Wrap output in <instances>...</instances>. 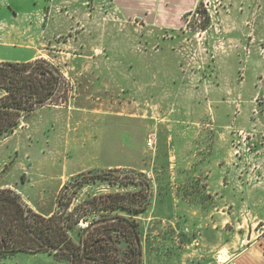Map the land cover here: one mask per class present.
I'll list each match as a JSON object with an SVG mask.
<instances>
[{
  "label": "rangeland",
  "instance_id": "374dc122",
  "mask_svg": "<svg viewBox=\"0 0 264 264\" xmlns=\"http://www.w3.org/2000/svg\"><path fill=\"white\" fill-rule=\"evenodd\" d=\"M9 2L16 16L6 7ZM102 4L106 5L104 0ZM0 5V20H10L18 27L28 17L39 21L44 14L47 18L51 9L71 15L78 6L85 9L87 20L95 17L94 0H0ZM228 8L225 0H202L195 14L186 18L188 23L182 32L187 34L186 42L191 48L187 59L182 60V75L175 84L169 80L162 84L164 93L143 97L141 92H135V105H139L129 110L135 115L130 139H116L114 132L117 128L118 133H125L127 122L114 123V118L106 116L114 111L127 113L128 108L100 107L97 102L88 109L95 110L97 117L74 115L80 125L75 127L78 136L71 141L65 157L54 158L56 167L65 164L72 171L93 168L82 173L120 169L117 175L121 177L139 172L147 176L153 196L147 212L139 216L143 264H233L247 242L253 243L264 232V24L259 40L254 39L253 23L248 22L250 35L233 41L224 25ZM107 13L102 8V20L110 19ZM81 28L56 40L61 45L66 43V47L48 45L40 59L63 75L59 105L73 109L81 107L90 92L105 89L96 77L71 76L68 70L76 73L75 69H113L116 65L114 44L108 40L110 32L92 46L90 42L95 41L88 35L86 48H81L76 35ZM228 48L240 52L241 62L255 58L252 63H260L263 69L251 78L242 68L236 75L229 69L225 77L231 81L222 100V92L217 90L220 81L216 61L218 53ZM0 57L13 61L25 58L26 52L0 47ZM118 63L124 67L123 61ZM98 78L104 84L106 79ZM106 87L114 89V83ZM162 94L166 102L158 99ZM94 95L108 99L103 92ZM150 138L155 139L152 147L147 144ZM61 170L55 168L56 173ZM127 189L135 186L109 180L90 182L75 196L74 205L91 196ZM5 212L12 219L13 237L30 241L17 226L13 208ZM0 231L1 239L12 242L1 227Z\"/></svg>",
  "mask_w": 264,
  "mask_h": 264
},
{
  "label": "crops",
  "instance_id": "0c3cea01",
  "mask_svg": "<svg viewBox=\"0 0 264 264\" xmlns=\"http://www.w3.org/2000/svg\"><path fill=\"white\" fill-rule=\"evenodd\" d=\"M201 1L104 0L106 5H103L102 0H94L95 17L90 20H87L85 9H80L78 6L71 15L51 9L50 14H47L48 17L45 18L43 14L39 21L28 17V20L20 27L10 20H0V47L17 48L26 52L25 58L13 61L0 57V63L38 61L44 57L43 52L47 50L48 45L52 48L66 47V43L61 45L56 40L69 35L70 32H75L80 27L82 28L76 35L81 48H86L88 35L95 41L90 42L92 46L99 42L104 33L110 32L108 40L114 44V61L116 60L113 69L85 67L75 69L76 73L74 69L68 70L71 76L96 77L105 90L95 91V93L103 92L108 99H97L95 93L90 92L88 95L89 91H86L85 95L88 96L81 107L73 109L62 105H45L22 119L12 133L0 138V191L15 192L27 209L43 217H51L56 212V197L71 177L93 169L86 166L72 171L65 164L55 166L54 158L57 157L60 160L61 157H65L71 141L78 136V128L75 127L80 125L75 117L78 118L84 114V116H96L95 110L88 109L94 104L96 106L97 102L100 107L116 109L127 107V113L114 111L106 116L114 118V123L127 122L125 133H118L117 128H114V132L116 139H130L134 132L131 126H133L135 115L129 110L139 105H135V92H141L143 97L146 95L151 97V93H164L160 86L168 80L175 84L176 79L182 75L183 64L181 63L182 60L187 59L188 49L191 48L186 42L187 34H183L182 31L185 28L186 17L198 9ZM225 2L229 8L228 13L225 14L224 25L229 29V39L242 41L244 37L250 35L247 23L252 22L253 37L259 40L258 33L264 24V0H225ZM83 4L85 6V3ZM2 7L0 5V10ZM6 7L10 8L16 16V10L12 8L10 2L6 4ZM102 8H106L110 19L102 20ZM237 13L240 15L235 16ZM166 35L169 37L165 38ZM79 57L91 58L82 55ZM241 59L240 52L231 48L220 51L217 55V76L220 81L217 90L222 92V100L225 98L227 85L231 81L225 77L229 69L236 75L242 68L250 78L262 73L263 66L260 63H252L255 58L246 63L243 61L242 63ZM119 60L123 61L124 67L118 65ZM98 77L106 79L104 84ZM83 81L88 82L84 79ZM109 83H114V89H107L106 84L108 86ZM113 90L114 100L112 99ZM211 91H214L213 88ZM5 95L6 92L0 90V98ZM121 95L123 97L119 99ZM158 96L160 101H167L165 94ZM210 97L214 100L212 96ZM162 105L165 106L166 103ZM148 123L150 128L151 123ZM14 158H16L15 162ZM55 168H62V170L56 173ZM251 242H247L248 244L241 250L233 264H264V232L257 235L253 243ZM0 264L64 263L49 254L19 253L1 259Z\"/></svg>",
  "mask_w": 264,
  "mask_h": 264
},
{
  "label": "trees",
  "instance_id": "16d2710c",
  "mask_svg": "<svg viewBox=\"0 0 264 264\" xmlns=\"http://www.w3.org/2000/svg\"><path fill=\"white\" fill-rule=\"evenodd\" d=\"M61 86L62 75L45 60L0 63V90L6 92L0 98V138L12 133L22 119L39 108L49 103L59 105ZM118 170L90 171L74 176L61 189L56 212L49 218L27 209L15 192L0 191V227L3 231L9 229L6 238H12V242L0 238V260L19 253H43L67 264H143L139 216L146 213L152 203V185L142 172L121 177L117 175ZM98 180L133 184L135 189L91 196L74 205L79 191ZM12 208L17 226L30 241L13 237L12 219L5 212ZM81 221L88 225L81 227Z\"/></svg>",
  "mask_w": 264,
  "mask_h": 264
},
{
  "label": "built area",
  "instance_id": "2783aa9c",
  "mask_svg": "<svg viewBox=\"0 0 264 264\" xmlns=\"http://www.w3.org/2000/svg\"><path fill=\"white\" fill-rule=\"evenodd\" d=\"M195 12H196V11H195ZM195 12H194L192 15H194ZM192 15H191V16H192ZM188 17H190V16H188ZM186 18H187V17H186ZM186 23H188V20H186ZM186 23H185V24H186ZM154 141H155V139L150 138V139L148 140V143H147L148 146H149V147H152V146L154 145ZM87 225H88V224H87L86 222H83V221L80 222V226L83 227V228L86 227Z\"/></svg>",
  "mask_w": 264,
  "mask_h": 264
},
{
  "label": "water",
  "instance_id": "95a60500",
  "mask_svg": "<svg viewBox=\"0 0 264 264\" xmlns=\"http://www.w3.org/2000/svg\"><path fill=\"white\" fill-rule=\"evenodd\" d=\"M21 200V199H20ZM21 203L24 205V203L21 201Z\"/></svg>",
  "mask_w": 264,
  "mask_h": 264
}]
</instances>
